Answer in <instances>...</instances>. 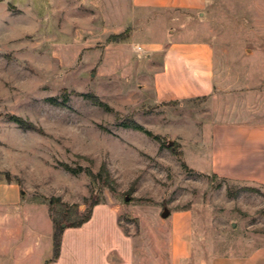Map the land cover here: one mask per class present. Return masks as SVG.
Masks as SVG:
<instances>
[{
	"label": "rangeland",
	"instance_id": "rangeland-1",
	"mask_svg": "<svg viewBox=\"0 0 264 264\" xmlns=\"http://www.w3.org/2000/svg\"><path fill=\"white\" fill-rule=\"evenodd\" d=\"M147 16L177 21H157L152 33ZM159 26L171 30L165 39L213 43L225 87L220 100H147L138 77L146 51L138 45L159 37ZM262 88L264 0H207L201 13L151 14L131 9L129 0H0V185L16 189L7 202H17V217L19 204L28 206L21 251L31 243L27 229L40 238L29 264L47 251L52 219L78 220L97 199L115 212L107 219L127 238L129 264H172V229L184 211L192 215L193 256L182 264L264 244V186L201 171L193 142L182 136L192 129L171 122L188 117L202 128L232 103L264 116Z\"/></svg>",
	"mask_w": 264,
	"mask_h": 264
},
{
	"label": "crops",
	"instance_id": "crops-1",
	"mask_svg": "<svg viewBox=\"0 0 264 264\" xmlns=\"http://www.w3.org/2000/svg\"><path fill=\"white\" fill-rule=\"evenodd\" d=\"M206 3L207 0H129V7L149 14L156 10L201 13ZM154 20V17L148 16L144 19L145 26L147 22L151 23L152 33H157V21L160 25L165 21L168 26V19L165 17ZM176 21L177 18L174 17L168 23ZM159 28V37L144 46L138 45L146 51L141 60V72L138 77L143 82L140 86L142 93L147 97L151 95V99L147 100L157 106L170 102H178L181 105L184 101L202 98L220 100L225 87L219 75L221 59L218 58L213 43L209 40L174 38V35L165 39L164 32L167 28ZM170 31L168 29L166 33L169 34ZM247 86L248 84L245 85L246 88ZM258 93L263 98L264 88ZM217 115L223 118H216L202 128L188 117H177L171 122L178 124L185 121L192 129L191 135L189 133V136H182L184 142H193L195 154L199 155L196 164L201 171L243 184L263 187L264 116L260 113L254 114L248 107H239L236 103H232ZM9 192H12L13 199L16 200L15 188L0 185V201L4 200L3 204L0 202V264H29L31 261L28 262V256L32 253L31 249L39 245L40 238L34 237L32 228L27 229L26 236L31 237V243L25 251L18 247V239L23 238L20 229L29 216L28 206L22 207L19 204L23 215L17 217V202H7ZM103 207H108L107 203L95 205L91 218L80 227L64 229L60 254L55 260H50V230L51 241H47V251L35 261L36 264H129L127 238L115 224L111 228L112 219L107 218H113L115 212ZM178 216L179 221L172 229V264L185 263L193 256L192 215L189 211H184ZM70 228L75 232L72 238L67 236ZM206 264H264V244L257 245L246 253L212 256Z\"/></svg>",
	"mask_w": 264,
	"mask_h": 264
},
{
	"label": "trees",
	"instance_id": "trees-1",
	"mask_svg": "<svg viewBox=\"0 0 264 264\" xmlns=\"http://www.w3.org/2000/svg\"><path fill=\"white\" fill-rule=\"evenodd\" d=\"M90 99L92 101H94L95 103L101 105V106H104V107H107L106 104H104L103 102H101L99 99H97L96 97H90ZM11 119L18 122L20 125L24 126V127H30L32 128V126H27V124L20 118H17L15 116H11ZM128 127H131L133 129H136V130H139V131H142L143 133H145L147 136L149 137H152V138H157L156 135L152 134L151 131L145 129L142 125L138 124V123H135V122H130L128 124H126ZM67 169L68 166H65ZM70 171H73L72 169H69ZM227 193L229 195H234L232 193V190L231 188H227ZM103 201L97 199V200H94L92 201L89 206H88V209L86 211V213L81 217L79 218L78 220H74V221H58L56 219H52L53 221V228H54V231H53V234H52V258L50 260H55L58 258L59 254H60V247H61V237H62V234H63V231L65 228H68V227H80L81 225H83L85 222H87L90 218H91V215H92V210L94 208L95 205L101 203ZM64 224V225H63Z\"/></svg>",
	"mask_w": 264,
	"mask_h": 264
},
{
	"label": "water",
	"instance_id": "water-1",
	"mask_svg": "<svg viewBox=\"0 0 264 264\" xmlns=\"http://www.w3.org/2000/svg\"><path fill=\"white\" fill-rule=\"evenodd\" d=\"M171 145H173V141H172V140H169V141H168V146H171ZM126 199L128 200V198H126ZM169 214H170V210H169L167 207H164L161 216H162L163 218H165V217H167ZM63 225H64V224H63Z\"/></svg>",
	"mask_w": 264,
	"mask_h": 264
},
{
	"label": "built area",
	"instance_id": "built-area-1",
	"mask_svg": "<svg viewBox=\"0 0 264 264\" xmlns=\"http://www.w3.org/2000/svg\"><path fill=\"white\" fill-rule=\"evenodd\" d=\"M138 49H142V47L141 46H138Z\"/></svg>",
	"mask_w": 264,
	"mask_h": 264
}]
</instances>
